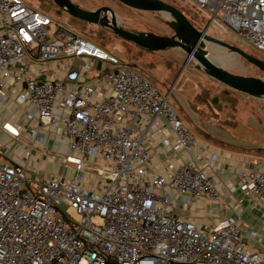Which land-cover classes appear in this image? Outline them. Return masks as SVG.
I'll list each match as a JSON object with an SVG mask.
<instances>
[{
    "label": "built area",
    "instance_id": "built-area-1",
    "mask_svg": "<svg viewBox=\"0 0 264 264\" xmlns=\"http://www.w3.org/2000/svg\"><path fill=\"white\" fill-rule=\"evenodd\" d=\"M191 1L196 14L264 55V0ZM16 85L22 121L1 128L18 142L26 131L30 150L45 145L40 133L50 129L70 152L63 162L80 174L38 178L0 159V264H264L238 219L200 226L175 216L174 197L190 204L218 193L170 93L24 0H0V107ZM164 131L163 147L186 157L162 172L149 167L148 147ZM238 182L253 206H264V159L247 164Z\"/></svg>",
    "mask_w": 264,
    "mask_h": 264
},
{
    "label": "rangeland",
    "instance_id": "rangeland-1",
    "mask_svg": "<svg viewBox=\"0 0 264 264\" xmlns=\"http://www.w3.org/2000/svg\"><path fill=\"white\" fill-rule=\"evenodd\" d=\"M24 1L54 21L64 26L69 25L118 60L132 63L162 94L170 93L168 103L197 136L209 131L229 143L246 148L253 147L256 149L252 151L256 154H264V97L248 96L219 83L209 77L193 58L188 60L187 54L179 47L148 51L123 40L107 28L71 17L60 10L53 0ZM71 1L88 10L109 6L117 15L118 23L132 32H153L164 36L173 34L174 20L168 13L135 10L117 0ZM163 1L181 10L196 28L203 30L206 27L207 35L233 44L264 61V55L244 41L234 29L229 26L221 29L215 24H210L206 15L196 14L191 7V0ZM199 47L213 61H220L215 55L216 51H221L224 61H221L220 65L226 70L264 80L263 71L228 49L206 39L202 40ZM75 65H78L77 60ZM23 138L22 136V140ZM55 147L52 149L53 156L56 153ZM59 151V156H55V165H72L62 160V156L70 153L69 150L61 146Z\"/></svg>",
    "mask_w": 264,
    "mask_h": 264
},
{
    "label": "crops",
    "instance_id": "crops-1",
    "mask_svg": "<svg viewBox=\"0 0 264 264\" xmlns=\"http://www.w3.org/2000/svg\"><path fill=\"white\" fill-rule=\"evenodd\" d=\"M35 67L36 69L41 68L39 65ZM45 67L42 66V68ZM49 75V72L44 71L41 76ZM11 83L10 80L8 84ZM16 87L15 91L7 89V104L5 108L0 107V159L27 165L29 172H34L38 178L46 175L48 171L54 172L62 180L80 174L73 165H55L56 162L52 155L53 147L56 146L55 152H60L61 146L67 147L61 137L58 139L60 142L51 137L50 129L46 133H40L46 138L45 145L41 144L35 148L45 152L40 153L35 149L30 150L29 146L24 145L31 143V138L26 131L21 134V140L22 136L24 140L18 142L1 128V125L6 121L12 123H21L22 121L25 107L16 100L17 94L22 91V86L16 85ZM58 133L61 136L62 129H59ZM162 137L169 138V132L155 134L154 142L150 143L148 147L150 151L149 167L152 170L164 172L169 164L176 167L184 161L186 155L182 149L163 147ZM197 145L196 153L200 156L199 166L208 160L211 162L209 174L217 189L218 198L215 201L194 200L190 204H186L180 197H174L175 216L179 219H191L200 226L218 224L229 217L238 219L246 242L258 248L261 255L264 256V206H253L249 196L238 188L239 174L244 170V167L247 164H253L258 159H264V154H256L252 151L256 149L253 147L246 148L229 143L209 131H204L197 136ZM164 161L168 163L167 166L164 165ZM250 231H255L257 235L250 237L248 235Z\"/></svg>",
    "mask_w": 264,
    "mask_h": 264
},
{
    "label": "water",
    "instance_id": "water-1",
    "mask_svg": "<svg viewBox=\"0 0 264 264\" xmlns=\"http://www.w3.org/2000/svg\"><path fill=\"white\" fill-rule=\"evenodd\" d=\"M121 4L139 11L163 12L172 16L174 23L171 36L159 35L153 32H132L123 28L117 20V15L109 6H101L95 10L84 9L71 0H53L57 7L76 19L88 24H94L111 30L123 40L148 50L160 51L179 47L187 59L193 58L204 72L219 83L235 91L253 97H264V80L255 76H246L230 72L220 65V61L210 59L199 47L203 39L213 42L230 52L244 58L264 72V61L246 53L237 46L207 35L205 29L193 26L184 13L175 6L163 0H117Z\"/></svg>",
    "mask_w": 264,
    "mask_h": 264
},
{
    "label": "bare ground",
    "instance_id": "bare-ground-1",
    "mask_svg": "<svg viewBox=\"0 0 264 264\" xmlns=\"http://www.w3.org/2000/svg\"><path fill=\"white\" fill-rule=\"evenodd\" d=\"M210 47H211V46H210ZM212 48H213V49H216L215 47H212ZM213 49H212V50H213ZM216 52H217V54L215 55V57L218 58V59L220 60V62H221V61H224V60L222 59V53H221V51H219V52L216 51ZM223 56H224V55H223ZM224 57H225V56H224ZM229 62H231V60H230ZM232 62H233V61H232ZM225 63H226V61H225ZM229 64H230V63H229ZM222 65H223V64H222Z\"/></svg>",
    "mask_w": 264,
    "mask_h": 264
}]
</instances>
